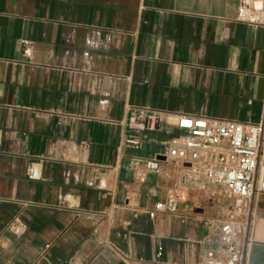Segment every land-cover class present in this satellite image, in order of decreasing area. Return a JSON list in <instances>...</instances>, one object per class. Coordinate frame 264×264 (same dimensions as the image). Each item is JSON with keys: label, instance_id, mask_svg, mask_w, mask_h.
Instances as JSON below:
<instances>
[{"label": "crops", "instance_id": "1", "mask_svg": "<svg viewBox=\"0 0 264 264\" xmlns=\"http://www.w3.org/2000/svg\"><path fill=\"white\" fill-rule=\"evenodd\" d=\"M238 3L0 0V264L198 263L208 225L150 219L173 180L145 163L177 115L262 123L264 150V27ZM245 247L264 264V194Z\"/></svg>", "mask_w": 264, "mask_h": 264}, {"label": "built area", "instance_id": "2", "mask_svg": "<svg viewBox=\"0 0 264 264\" xmlns=\"http://www.w3.org/2000/svg\"><path fill=\"white\" fill-rule=\"evenodd\" d=\"M237 20L264 27V0H239ZM160 121L147 119L138 126L153 130ZM169 123L181 134L169 141L159 158L147 161L145 169L163 173L173 184L148 212L149 218L169 214L204 221L208 233L197 264H246L252 201L264 194L263 124L191 115L174 116ZM27 174L38 178L37 164H30ZM98 186L105 188V181L99 180ZM214 210L220 216L212 217ZM11 231L25 233L19 216L13 218Z\"/></svg>", "mask_w": 264, "mask_h": 264}, {"label": "bare ground", "instance_id": "3", "mask_svg": "<svg viewBox=\"0 0 264 264\" xmlns=\"http://www.w3.org/2000/svg\"><path fill=\"white\" fill-rule=\"evenodd\" d=\"M154 119V118H153ZM133 124V123H132ZM134 125V124H133ZM139 127V126H138ZM140 128V127H139ZM108 176V175H107Z\"/></svg>", "mask_w": 264, "mask_h": 264}]
</instances>
